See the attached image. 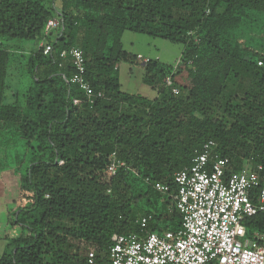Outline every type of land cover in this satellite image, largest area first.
Listing matches in <instances>:
<instances>
[{"label":"trees","instance_id":"obj_1","mask_svg":"<svg viewBox=\"0 0 264 264\" xmlns=\"http://www.w3.org/2000/svg\"><path fill=\"white\" fill-rule=\"evenodd\" d=\"M52 18L61 28L45 37ZM125 32L183 47L174 64L143 65L154 99L119 89L118 65L141 62L124 51ZM20 41L35 44L32 82L6 104L11 43ZM72 47L90 98L60 58ZM0 137L15 153L11 166L29 155L0 264H87L91 251L94 264H110L114 235L178 231L173 177L204 144L228 159L227 175L264 165V0H0ZM242 224L264 249V212Z\"/></svg>","mask_w":264,"mask_h":264},{"label":"built area","instance_id":"obj_2","mask_svg":"<svg viewBox=\"0 0 264 264\" xmlns=\"http://www.w3.org/2000/svg\"><path fill=\"white\" fill-rule=\"evenodd\" d=\"M60 28V19L52 18L45 25L44 36ZM38 49L47 56L52 47L43 39ZM60 58L71 64L70 83L92 97L84 77L82 52L72 47L62 51ZM137 58L142 65L151 60L139 55ZM171 85L167 79L166 86ZM172 93L178 92L172 89ZM216 147V143L207 142L189 168L174 174V201L181 215V228L176 232L146 234L143 239L114 235L110 264H264V249L257 240L246 238L242 224L245 218L264 212V165L227 175L229 161L214 153ZM118 166L112 162L108 174L114 175ZM155 187L161 193L168 191L164 185ZM150 219L151 216L142 218L140 226L144 228ZM87 264H94L93 251L88 254Z\"/></svg>","mask_w":264,"mask_h":264},{"label":"rangeland","instance_id":"obj_3","mask_svg":"<svg viewBox=\"0 0 264 264\" xmlns=\"http://www.w3.org/2000/svg\"><path fill=\"white\" fill-rule=\"evenodd\" d=\"M55 31L53 34H56ZM123 49L134 56H141L158 61L159 64H174L180 57L183 47L172 44L159 38L146 35H139L132 32H125L122 36ZM14 54L10 58L8 66L4 103H12L16 94L23 93L30 86L29 62L27 52L35 48L32 41L13 42ZM20 53L25 54L24 58ZM144 67L142 62L127 63L118 65L116 72L119 89L127 94L140 95L148 99L157 97L147 84L143 82ZM0 137V254L4 244L2 232L5 230L7 213L14 207L19 194V179L24 175L29 160V155L19 157L21 164L10 165V161L15 157L14 151H4ZM3 167V169H1Z\"/></svg>","mask_w":264,"mask_h":264},{"label":"crops","instance_id":"obj_4","mask_svg":"<svg viewBox=\"0 0 264 264\" xmlns=\"http://www.w3.org/2000/svg\"><path fill=\"white\" fill-rule=\"evenodd\" d=\"M3 233H4V231L2 232V236H3ZM4 252H5V241H4V244H3V246H2V252H1L0 256H1Z\"/></svg>","mask_w":264,"mask_h":264}]
</instances>
